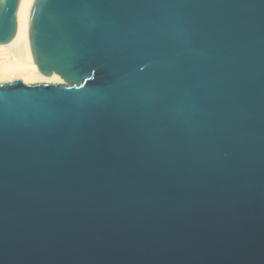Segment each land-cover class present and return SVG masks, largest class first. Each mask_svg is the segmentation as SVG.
<instances>
[{"label":"water","instance_id":"1","mask_svg":"<svg viewBox=\"0 0 264 264\" xmlns=\"http://www.w3.org/2000/svg\"><path fill=\"white\" fill-rule=\"evenodd\" d=\"M0 264H264V0H0Z\"/></svg>","mask_w":264,"mask_h":264},{"label":"bare ground","instance_id":"2","mask_svg":"<svg viewBox=\"0 0 264 264\" xmlns=\"http://www.w3.org/2000/svg\"><path fill=\"white\" fill-rule=\"evenodd\" d=\"M16 79L29 85L65 82L56 74L43 75L36 65L34 56L21 53L7 42L0 44V83H11Z\"/></svg>","mask_w":264,"mask_h":264},{"label":"rangeland","instance_id":"3","mask_svg":"<svg viewBox=\"0 0 264 264\" xmlns=\"http://www.w3.org/2000/svg\"><path fill=\"white\" fill-rule=\"evenodd\" d=\"M38 84H44V83H38ZM31 85H33V84H31ZM60 85H67V84L64 82L63 84H60Z\"/></svg>","mask_w":264,"mask_h":264}]
</instances>
